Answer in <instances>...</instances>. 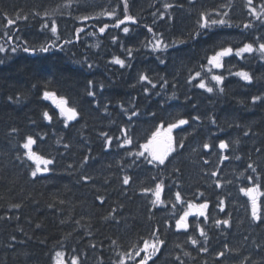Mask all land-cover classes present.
<instances>
[{"label":"trees","instance_id":"16d2710c","mask_svg":"<svg viewBox=\"0 0 264 264\" xmlns=\"http://www.w3.org/2000/svg\"><path fill=\"white\" fill-rule=\"evenodd\" d=\"M115 2L71 0V7L65 8L69 0H0V32L5 30V16L13 19L17 13L29 16L28 21L21 19L13 26L19 28L17 35L21 38L18 42L14 39L13 43L22 44L27 40L29 46L37 49L53 42L57 45L47 53L31 54L21 50L0 53V59L5 61L0 64V264H54L58 250L65 251L67 259L79 255L81 264H114L119 258L118 252L131 250L133 244L141 237L149 238L152 229L157 227L166 243L156 257V264H180L175 259L177 255L184 264H204L205 261L221 264L215 253L224 243L239 249L238 254L229 253L222 258L224 264H240L245 256H251L253 261H264V227L250 221V211L241 207L246 204L239 191L249 183L246 176L251 171H245L247 163L252 162L249 156L261 164L258 175L264 189V103L252 102L253 96L264 95V61L255 54H245L244 59L235 55L226 57L224 68L214 69V74L225 76L223 85L219 86L224 88L223 93H207L194 87L196 81L188 83L196 71L204 76L207 57L220 46L239 47L252 42L255 36L261 37L257 43L264 42V26L254 21L256 27L248 30L215 27L190 38L189 33L197 30L199 13L205 10L214 13L224 3L232 5L230 17L235 24L248 22L251 18L247 15L246 0H196L195 4L191 0H129V14L136 17L138 23L128 25L127 35L112 27L99 33L103 23L112 24L108 17L78 19L97 15L101 6L110 8ZM259 2L256 0L257 4ZM165 3L175 7L165 10ZM58 7L59 12L51 16L58 25L60 39L57 40L47 29L41 31V23L49 19L43 17L44 11L51 13ZM35 11H39L41 17H33ZM145 26L162 34L164 42L169 44L166 52H153L144 46L152 39V33ZM81 27L85 31L77 39L75 30ZM92 32L96 34L90 35ZM113 36L118 37L115 43ZM66 40L71 43H65ZM0 43L5 42L0 39ZM128 48L132 49L131 57L127 55ZM115 56L125 59L124 68L111 63ZM160 59L166 62L160 63ZM88 64L93 68L89 69ZM240 70L249 71L254 76L253 83L229 74ZM141 74H147L157 87L153 89L140 82ZM210 75L205 78L214 83ZM164 79L168 81L166 85ZM89 81H92L91 87ZM100 85H103L102 91ZM145 87L149 88L148 94L143 91ZM89 90L96 96H88ZM44 91L66 97L69 106L80 112L79 118L65 127L55 104L43 99ZM9 96L18 97L19 101L12 102ZM133 106L140 115L129 121ZM124 109L129 110L127 114ZM45 111L52 115L51 123L43 117ZM196 115L201 117L200 121L192 120ZM212 117L215 124L211 123ZM181 118L188 119L189 124L182 126L174 137L178 141L183 139L185 147L177 149L164 167L149 165L142 157L132 165L134 157L127 155L129 149L116 146L115 137L121 136L120 130L124 127L133 137L130 150L136 151L160 122ZM12 128H17L18 132L12 133ZM245 131H249L248 136L243 135ZM101 132L113 137L111 149H105ZM27 135L38 137L35 151L56 160L51 166L53 171L35 180L30 175L31 162L23 156L25 150L20 146ZM237 138L239 146L230 148L226 154L231 158L223 164H218V148L211 154L202 148L205 142L217 145L221 139L231 142ZM65 144L70 147L65 149ZM256 148H261L262 153H257ZM18 155L23 163L17 159ZM236 155L242 159L236 160ZM85 156L89 157L88 163L81 167ZM204 159L210 163L204 164ZM217 167L220 169L218 178L223 183L220 188L214 183L217 177L208 175ZM125 174L133 178L126 188L121 184ZM82 175H90L94 180L84 183ZM160 180L165 183L166 199H172L179 190L185 200L209 201L207 226L220 218L216 205L220 199L224 200V217L231 214L234 228L222 226L214 230L211 227L209 252H198L197 246L187 242L192 230L175 232L173 226H166L165 221L171 217L162 208L156 206L150 211V195H144L141 189L154 187ZM229 180L231 184L227 183ZM200 192L204 193L203 197H198ZM97 196L105 197L103 205L96 200ZM61 200L65 203H59ZM14 203L22 207L12 209L10 205ZM50 204L54 207H49ZM114 208L116 219L105 220ZM9 216L12 219H6ZM199 218L203 222V217ZM77 220L79 224L75 223ZM36 224L41 227L37 228ZM113 240L116 245L112 244ZM253 241L261 247L256 248ZM92 244L96 247H91ZM184 252L191 255L184 256Z\"/></svg>","mask_w":264,"mask_h":264},{"label":"snow or ice","instance_id":"6c2138e0","mask_svg":"<svg viewBox=\"0 0 264 264\" xmlns=\"http://www.w3.org/2000/svg\"><path fill=\"white\" fill-rule=\"evenodd\" d=\"M193 4H195L196 0H191ZM63 7H71V0H69V3L64 5ZM165 10L172 9L175 7L172 3H165L163 5ZM245 7L247 9V15L251 19L248 22H241L240 24H235L230 17V11L232 8V5L230 3H224L220 5V10H216L214 13L208 12L207 10L201 11L199 13V18L196 21L197 30L189 33L190 38H196L201 35V31L211 30L215 27H236V28H243L245 30L253 29L256 27V24L254 21L259 22L261 26H264V0H260V2L257 4L256 0H246ZM59 12V7L57 9H53L50 13L49 11H44L43 17H47L49 19H44L41 23V31L47 29L51 32V34L58 40L60 39V33L58 30V25L56 23L55 19H51L52 15H55ZM33 17H41V13L39 11H35L32 13ZM101 17H108L112 20V24L103 23V26L99 27L98 31L99 33L103 34L109 27H112L114 29H119L122 31L125 35L129 34L130 28L128 25L130 24H137L138 20L133 15L129 14V0H116V2L110 7V8H104L101 6V12L97 15H84L82 17H79L78 19H81L82 21H88V20H100ZM163 18V14L161 16ZM28 21L29 16L23 15L21 16L19 13L16 14L15 19L5 16L4 19V31L0 32V39H3L5 43H0V53H8L9 51L11 53H16L18 50H21L25 53H31L36 54L37 51L41 53H47L51 51L52 49H55L57 47L56 43L53 42L52 44H44L37 49L36 47L29 46V42L27 40H24L21 43H13L14 39L15 41H20V37L17 35L19 32V28H13L14 25L17 24L20 20ZM123 26V27H122ZM147 27V26H145ZM147 30L149 33H152V39L147 40L145 43V47H150L153 52H166L169 44L164 42L162 34H156L151 27H147ZM85 29L83 27L78 28L75 30V37L77 39L80 38V33L84 32ZM95 32L90 33V35H95ZM118 37L113 36L112 40L113 43L117 41ZM261 37L255 36L254 40L252 42H246L243 43L242 46L239 47H232V46H220L219 50L214 51V54L207 57V71L202 76V73L200 71H196L194 75H191L188 83L192 84L193 81H196L194 84V87H197L199 89H203L207 93H214L216 91H219L220 93L224 92L223 87H219L223 85L225 76L223 74H214V69L219 70L224 68V60L226 57H231L235 55L236 57H239L241 59L245 58V54H248L249 56L257 55L258 59L261 61H264V42L257 43L256 41H260ZM183 42V41H182ZM65 43H71L70 40H66ZM5 44H8L9 47H5ZM173 46H175V42H172ZM98 46V45H97ZM63 47L62 45L60 46ZM128 57H131L132 55V49L128 48L126 49ZM5 61L4 59H0V64H3ZM166 61L164 59H160V63H165ZM111 63L115 65H119L121 68H124L126 66L125 59H121L119 56L113 57ZM89 69L93 68L92 64L87 65ZM203 67V66H202ZM208 74L210 75V81L214 83H210L207 77ZM230 75H235L237 77H240L243 81H246L248 84L253 83L254 76L249 72L245 70L236 71L234 73H229ZM140 82H145L147 85H150L151 88L155 89L157 85L153 83V81L149 78L147 74H141L139 76ZM89 87L92 85V81H89ZM168 81L166 79L163 80V84H167ZM101 91L103 90V85H100ZM143 91L148 94L149 88L145 87ZM88 96L95 97L96 93L94 91H88ZM175 98V94L173 96ZM8 99L12 102H18V97H12L9 96ZM43 99L44 100H50L55 104V107L59 110V116L63 118L64 126H68V122L76 121L79 116L80 112L77 110L76 107L69 106V101L66 97L63 96H57V94L53 91H44L43 92ZM257 101H260L261 103H264V95H255L252 97V102L256 103ZM97 107H100L99 102H96ZM120 107L123 109V105L121 104ZM107 111V109H105ZM128 109H124V112L127 114ZM140 113L135 110V106H133V109L131 110V114L128 115V120L131 121L133 117H139ZM151 115L155 116V113H152ZM43 117L51 123L53 120L52 115H50L47 111L43 113ZM211 123L215 124V118L212 117ZM193 121H200L201 117L199 115L192 117ZM189 120L188 119H177L173 122H160L156 127L155 130L151 132L149 136L145 138L144 143L139 144L137 146L136 151H131V146L133 145V137L129 135V129L127 127L122 128L121 136L115 137L117 141V147L118 148H127L129 151L127 152V155L134 157L131 164H136V160L138 158H143L144 161L147 162L149 165H153L156 168H161L166 166L168 163H170L169 157L173 155V153L177 152V149H183L185 147L183 143V139H180L179 141L176 139V137L173 136V131L175 129L181 128L184 125H188ZM12 133H17V128L11 129ZM250 131V130H249ZM249 131H245L243 133L244 136L249 135ZM100 136L104 138V147L105 149H111L113 146V137L110 136L107 132H101ZM38 137H34L33 135H27L23 143L20 145L25 151L23 153V156L27 158V161L31 162L30 165V175L35 180L38 176H43L45 174L50 173L53 171V168L51 166H54L56 164L55 158L46 157L39 152L34 150V145L37 144ZM122 141V142H121ZM59 142V141H57ZM240 140L239 138L232 140L231 142L226 139L219 140V143L217 145H214L210 142H205L202 144V148L207 150L208 154H211L214 149L218 148L220 150L218 164H223L224 161H227L231 158L229 153L230 148H232L233 145L239 146ZM65 149L69 148L70 145L65 144ZM91 150L89 149V152ZM255 151L257 153H262L261 148H256ZM264 154V153H262ZM236 160H241L242 157L240 155H236L234 157ZM17 159H21V156L18 155ZM249 160L252 162L247 163L245 171L250 170L251 174L246 176V180L249 182V186L241 187L239 191L248 198V202L250 203V214L249 219L250 221L255 224L257 227H264V201L261 200L262 197H264V189H262V185L259 180L258 175V168L261 167V164H258L257 161L252 160V157H248ZM89 160L88 156H85L83 161L81 162V167H84L87 165ZM21 162L23 163L24 160L21 159ZM204 164H209L210 161L208 159H204ZM71 167V165H69ZM131 167V165H129ZM178 172L179 169H176ZM211 177H217V179L214 181L216 187L220 188L223 187V183L218 178L220 175V169L217 167L215 170L208 173ZM153 180L156 179V177H152ZM81 180L84 183H88L92 180H94V177L90 175H82ZM107 182V180L105 181ZM133 182V178L131 175L125 174L122 177L121 184L125 188L129 186ZM227 183L231 184L232 181L229 180ZM141 192L148 196L150 195V205L151 210H154L156 206H163L167 207L170 201H167L164 198V192H165V183L163 180H160L159 182L154 184V187H143L141 189ZM126 194V193H125ZM198 196L203 197L204 193L200 192L198 193ZM96 200L103 205L105 203V197L103 196H97ZM174 200L175 203H171L172 209H175L177 207V204H179L183 211L182 214L178 216V218L175 219L174 227L177 231H183L184 233H189V229H192V233H189L187 236V242H190L191 245L197 246V251L200 253H208V243H209V235L208 232L205 230V228L202 226V222L199 220L195 223V225L191 224L189 222V217L195 216V217H203V222H207L209 219L207 215V209L209 208V203L207 201L204 202H193L191 200H184L181 192L179 190L175 191L174 193ZM59 203L63 204L65 203L63 200L59 201ZM221 212L225 211V201L220 199L218 201V204L216 205ZM12 209L19 210L22 207V204L20 203H14L10 205ZM49 207H54V205L50 204ZM122 207V205H120ZM116 209H112L109 213V216L104 217L105 220H108L109 218L115 220L116 219ZM151 219V215L148 217ZM6 219H12L11 216L6 217ZM16 219L19 220V216H16ZM118 222V221H117ZM61 223H64L62 220ZM76 224H79L80 221H75ZM165 224L167 227H172V223L170 221H165ZM214 225L216 228H226L230 229L232 227V217L231 214H226V218L224 219H215ZM37 228H40V224H36ZM223 230V229H222ZM20 231H23L21 228ZM198 232L199 237H202L203 240L197 238L194 233ZM160 229L153 228L149 238L141 237L140 241H137L135 244L131 246V250L124 251V252H118L117 256L119 257L114 264H156V257L160 254L161 249L165 246L166 241L160 238ZM226 234V233H225ZM16 239L15 236L12 237V240L14 241ZM247 239V237H245ZM113 245H116V241H112ZM253 244L256 248H260V244H256L255 241H253ZM15 245H9V247H14ZM91 247L95 248L96 245L92 244ZM177 247H180L177 245ZM73 253H75V249H72ZM229 253H239L238 248L230 247L228 243H224L221 250L217 251L215 253L216 259L218 261H221V264H224V261L222 258H226ZM184 256H190L191 254L189 252H184ZM67 253L65 251H57L55 252L54 256V264H81V257L79 255H72L71 258L66 259ZM177 261H180V264H184V261L181 260L180 256L177 255L175 257ZM251 261V264H264V261H253L251 256H245L240 264H249ZM204 264H207V261L204 262Z\"/></svg>","mask_w":264,"mask_h":264}]
</instances>
